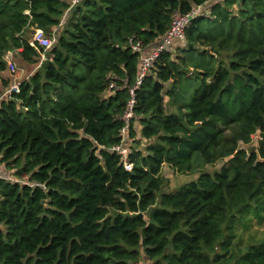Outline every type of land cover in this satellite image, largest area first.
I'll use <instances>...</instances> for the list:
<instances>
[{
	"label": "trees",
	"instance_id": "1",
	"mask_svg": "<svg viewBox=\"0 0 264 264\" xmlns=\"http://www.w3.org/2000/svg\"><path fill=\"white\" fill-rule=\"evenodd\" d=\"M69 7L0 0V73L16 50L39 64L0 93V264H264V237L233 244L236 222L264 213V0H82L60 25ZM197 7L122 136L131 45L156 49ZM31 28L56 30L53 46L33 47ZM163 166L198 178L165 192Z\"/></svg>",
	"mask_w": 264,
	"mask_h": 264
},
{
	"label": "built area",
	"instance_id": "2",
	"mask_svg": "<svg viewBox=\"0 0 264 264\" xmlns=\"http://www.w3.org/2000/svg\"><path fill=\"white\" fill-rule=\"evenodd\" d=\"M81 1L82 0H70V7L62 16L60 25H62L65 22L69 11L71 9H73ZM201 13H202V8L197 7L186 15L175 14L172 17L170 29L167 32V34L165 35V37L162 39L161 43L158 45V47L156 49L150 51L147 54H144V51H143L140 43H135V44L131 45L132 50L135 53L139 54V56H140L139 59H140L141 65H140V72H139L138 79H137L135 85L131 89H129V95H130L131 99L128 103L127 111L125 112V114L123 116V120L125 122V127L122 130V136H125L126 130L128 128V125H129L128 124L129 121L131 119H135V117L133 115V106L135 104V101H134L135 91L140 86L142 80L146 76L149 69L153 66L154 61L156 60V58L158 57V55L161 52L167 50L169 47H174L176 43H180V41L184 38L185 29L188 27L190 21L193 18L199 16ZM55 41H56V30H54L48 36V35H45L42 30L33 28L32 36H31V40H30V44L33 47L41 48V49H43L44 52H46L47 50H49L53 46ZM14 53L17 54L18 50L8 52L4 56V61L6 62L7 70L10 73L16 72V65L13 62ZM20 83L21 82H13L8 87V89L4 91V93L2 94V97L10 98L13 94H18ZM122 142H124V137L122 139ZM114 150L119 152V154L122 155L124 157V159H126V153H127L126 149L121 148L119 146V147H115ZM124 168L126 170H131V165L125 161L124 162Z\"/></svg>",
	"mask_w": 264,
	"mask_h": 264
},
{
	"label": "rangeland",
	"instance_id": "3",
	"mask_svg": "<svg viewBox=\"0 0 264 264\" xmlns=\"http://www.w3.org/2000/svg\"><path fill=\"white\" fill-rule=\"evenodd\" d=\"M32 30L25 32V39L28 41L31 40L32 36ZM49 36V35H48ZM182 47V43H176L173 47ZM45 56H41V60H44ZM13 62L16 65V72L10 73L8 70H6L3 73H0V93L1 95L4 93L5 90L8 89V87L13 82H22L25 79L32 76V74L39 68V64H28L24 62L18 54L13 55ZM258 135L253 137L252 142L250 145L242 146V148L248 150L250 148H256L257 147V140ZM227 159L223 162H219L213 166H208L205 171L213 174L214 172L218 171L226 162ZM9 171L4 167V165L0 164V176L2 175H8ZM162 175L164 178L167 179L168 184L165 187V192H172L180 188L182 185L189 183L191 181H195L198 178V174L195 175H179L174 170L170 169L168 166L162 167ZM4 176V177H6ZM263 220H259L254 214L250 213L247 216V219L244 221H238L235 224V228L233 233L235 234V238L233 240V244L239 246V249L242 250L246 248L247 246L253 244L254 242L260 240L264 237V213L262 214Z\"/></svg>",
	"mask_w": 264,
	"mask_h": 264
},
{
	"label": "crops",
	"instance_id": "4",
	"mask_svg": "<svg viewBox=\"0 0 264 264\" xmlns=\"http://www.w3.org/2000/svg\"><path fill=\"white\" fill-rule=\"evenodd\" d=\"M152 50H154V49H148V51H147V49L145 50L146 52H144L145 54H147V53H149L150 51H152ZM2 176V175H1ZM3 176H6V175H3Z\"/></svg>",
	"mask_w": 264,
	"mask_h": 264
},
{
	"label": "water",
	"instance_id": "5",
	"mask_svg": "<svg viewBox=\"0 0 264 264\" xmlns=\"http://www.w3.org/2000/svg\"><path fill=\"white\" fill-rule=\"evenodd\" d=\"M73 12V9L70 10V13Z\"/></svg>",
	"mask_w": 264,
	"mask_h": 264
}]
</instances>
